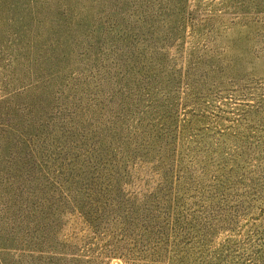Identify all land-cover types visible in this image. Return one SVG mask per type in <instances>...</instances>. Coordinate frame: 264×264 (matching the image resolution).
Returning a JSON list of instances; mask_svg holds the SVG:
<instances>
[{
    "label": "rangeland",
    "instance_id": "rangeland-1",
    "mask_svg": "<svg viewBox=\"0 0 264 264\" xmlns=\"http://www.w3.org/2000/svg\"><path fill=\"white\" fill-rule=\"evenodd\" d=\"M0 264H264V0H0Z\"/></svg>",
    "mask_w": 264,
    "mask_h": 264
}]
</instances>
